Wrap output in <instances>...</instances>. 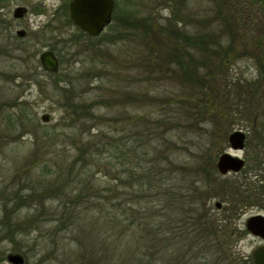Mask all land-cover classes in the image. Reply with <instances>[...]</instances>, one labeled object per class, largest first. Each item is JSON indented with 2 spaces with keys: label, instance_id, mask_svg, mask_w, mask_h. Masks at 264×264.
Here are the masks:
<instances>
[{
  "label": "rangeland",
  "instance_id": "obj_1",
  "mask_svg": "<svg viewBox=\"0 0 264 264\" xmlns=\"http://www.w3.org/2000/svg\"><path fill=\"white\" fill-rule=\"evenodd\" d=\"M70 1L0 0V264H14L7 259L13 253L23 255L22 264H74L80 253L75 240L77 232L67 221L60 223L64 204L58 187L71 190L78 176L88 181L86 185L80 183L84 199L88 200L93 192L87 188L93 187L102 191L98 204L106 203L107 184L112 177L138 161L141 117L154 120L163 114L167 116L166 123L161 122L164 126L156 130L153 139H168L169 146L175 143L171 147L178 154L176 162L193 166L190 170L199 176L195 184L198 191L206 192L210 212L226 224L224 238L235 240L231 248L240 256H251L262 240L246 231V220L257 213L264 214V195L257 193L264 181V75L260 77L263 65L258 59L264 55L260 48L264 18L261 0H188L182 3L181 12L174 13L168 2L160 0H115L110 25L114 26L117 12L121 33L109 25L92 41L80 34L76 25L67 22ZM175 1L177 6L180 0ZM19 6L27 11L16 17L14 11ZM177 18L179 27L192 34L196 31L198 42L202 41L199 35L204 30L208 34L212 31L215 48L211 53L203 48V43L196 48L195 40L190 44L177 36H168L169 42H177L173 49L175 57L170 62L156 59L157 53L142 35L148 27ZM19 30H24L25 35H18ZM72 40L76 42L73 47ZM155 46V51L160 52V44ZM44 50L54 51L60 59L58 73L43 69L39 55ZM189 53L194 55L190 68L197 64L201 78L217 66V86L212 95L203 98L208 114L197 116L198 109L193 107L191 115L182 119L184 127L171 129L169 119L175 111L185 110V103L189 105L185 102L182 106L179 100H185L194 91L187 88L189 68L184 70L177 63L187 54L190 58ZM223 53L229 61L218 64ZM104 65L107 71L102 80ZM131 84L134 99L113 98ZM117 87L119 90H115ZM82 99L94 102L91 114L95 117L78 118L77 101ZM43 114L49 116L48 122L41 119ZM239 129L249 132L244 153L246 166L222 174L217 170L218 158L225 151L235 154L229 135ZM81 130L85 131L82 135ZM99 130L107 135L101 140L107 153L95 151L84 161L78 160L77 142L87 140ZM127 141L130 148L135 145L134 157L118 160L114 154L110 159V144L119 142L122 148ZM170 150L169 147L165 153L173 156ZM107 168H111L112 176L106 177ZM78 169L91 175H76ZM159 177H164L161 183L166 188L179 186L182 190L194 178L186 172L175 175L170 171ZM241 184L243 188H238ZM120 187L121 208L135 205L138 198L134 188L128 189L127 180ZM34 188H48L51 192L35 193ZM244 191L252 194L251 203L239 204L235 214L230 208L237 204L231 201ZM180 218L174 221L177 223ZM102 224L99 221L96 228ZM233 228L238 232L233 233Z\"/></svg>",
  "mask_w": 264,
  "mask_h": 264
},
{
  "label": "trees",
  "instance_id": "obj_2",
  "mask_svg": "<svg viewBox=\"0 0 264 264\" xmlns=\"http://www.w3.org/2000/svg\"><path fill=\"white\" fill-rule=\"evenodd\" d=\"M160 1H163L162 3L168 2L174 13L175 10L181 12L183 10L182 3L185 4L188 0H180L177 6L175 5V0ZM167 7L169 8V6ZM66 16L67 22L73 23L69 17L68 10ZM116 16H119L117 12L114 16L115 20H113L114 26H110H112L113 30L121 33L119 30L121 24L118 23ZM177 21L172 20L168 23L163 22L154 27H148L149 30L142 35L151 44L153 52L157 53L156 59L158 61L160 57L164 62H170L175 57L173 54L176 51L173 52V49L177 42H169V39H166L168 36H177V39L179 38L182 42L190 44H193V40H195L196 48L197 45L203 43V48L208 52L215 48V46L213 47L214 34L211 30L209 34L204 30L202 36L199 35L202 41L198 42V36L195 35L196 31L193 34L189 33L187 30L179 27V18H177ZM133 31L136 30L133 29ZM80 34H83L87 40L92 41L94 39L87 36L84 32ZM116 38L119 37L117 36ZM75 43L72 40L70 46L73 47ZM156 44H160V52L155 51ZM93 51H97V49ZM98 51H101V49H98ZM210 53L209 55L211 56ZM226 55L223 53L218 64L229 61ZM193 56L189 53L190 58H188L187 54L185 58L183 57V60H177L182 69L186 70L189 68L187 70L189 74V85L187 88L194 91L193 93L189 92L185 100H179L182 106L185 102L189 103V105L185 103V110L175 111L169 119L171 129L184 127L181 125V122L185 117L191 115L190 111H192L193 107L198 109L197 116L202 117V115L208 114V110L203 107V98L206 95H212L217 86L216 82L218 80L215 79V76H217L215 71L217 66L215 69L214 67L210 68V73L208 75L205 73V76L201 78L197 74V69H199L197 64L196 67L194 66V69L190 68ZM195 69L196 73L194 72ZM101 71L100 77L103 80L107 66ZM170 71L168 70L169 73ZM231 83L235 86L234 80ZM133 86V84L131 86L125 85L119 91L120 95L113 96V98L115 100L119 98L121 100L123 98L134 99ZM115 90H119V88L117 87ZM139 93H137V98L139 97ZM93 103L84 99L77 101L76 113L78 118L88 119L90 116L95 117L91 114V112H94ZM188 118L192 120V117ZM166 120L167 116L165 114L154 120L147 118V116L141 117L140 121L143 128L139 130L140 144L139 150L136 151L138 161L136 165L131 168H124L112 177V181H109V185L107 184L106 201H104L106 203L103 205L101 203L98 204V198H101L102 191L95 190L93 187L92 189L86 187L87 191L93 192L88 195V200L83 198L85 192L80 183L86 185L88 181L80 180L78 176V181H75V185L71 190L63 186L58 187L60 191L59 197L64 204L62 205L64 207H61L60 223L67 221L68 225L75 228L77 232L75 240L80 253L74 260L75 262L73 261L74 264H253L250 255L240 256V253L231 248L232 243L235 245V240L231 241L233 240L232 237L229 239L224 238L226 224H223L210 212L206 200L207 196L205 197L207 195L206 192L198 191L199 187L195 184H197L199 176H195L194 172L190 170L193 166L185 167L183 163L176 162L178 154L175 155V150L171 147L175 143H170L171 146H169L168 139L160 140L159 138L158 142L153 139V135L157 134L156 130L164 126L161 122L166 123ZM194 121L196 120L194 119ZM84 132V130H81L79 134L82 135ZM103 135L104 133L99 130L87 140H79L76 144L77 148L76 145H73L79 154L78 160H83L90 155H94L95 151L100 154L107 153L106 148H104L106 144L103 142L105 145H101V140L107 137V135ZM110 145H112V150H109L111 153H109L110 159L114 154L118 160H121L123 156L127 160L134 157L133 151L135 150V145L132 144V148H130L128 141L123 143L122 148L119 142ZM93 147L95 149H92ZM169 147L171 148L170 152H173V156L165 153V150H168ZM130 162L134 163L133 160ZM110 164L111 160H109ZM159 165H161L160 168ZM110 167L114 168L112 165ZM80 168L82 170L83 167ZM111 168H107L106 177L112 176L113 173L110 172ZM169 171L175 175H181L186 172L190 178L195 177L192 179V184L188 182V186L183 188V190L179 186L168 189L164 183H161L164 177H159V175H165ZM60 172L62 174L63 171L60 170ZM86 172V170L80 171L78 169L76 175L86 174L88 178L91 174ZM123 176L126 178H123ZM126 180L129 183L128 189L134 188V195L138 198V202H133L135 205L129 208L126 206L121 208L120 184ZM136 186L137 188L135 189ZM243 186V184L241 186L238 185V188H243ZM233 189L235 190V188ZM34 190L35 193L39 192L40 194L51 192L48 188H42V190L34 188ZM257 191L259 195H264V186L260 185ZM129 194L131 199L132 194ZM233 194L238 195L235 191ZM251 197V193H245L244 191L236 200L231 201L232 204H237L230 208L231 211L237 214L241 207L239 204H250ZM152 198L156 200H152ZM153 202L155 203L153 204ZM83 203L87 204L83 206ZM174 214L177 215L175 216ZM180 217H183V221ZM178 218L180 220L176 223L174 220ZM99 221H102V227L96 228L99 225ZM232 230L233 233L238 232L236 228Z\"/></svg>",
  "mask_w": 264,
  "mask_h": 264
},
{
  "label": "water",
  "instance_id": "obj_3",
  "mask_svg": "<svg viewBox=\"0 0 264 264\" xmlns=\"http://www.w3.org/2000/svg\"><path fill=\"white\" fill-rule=\"evenodd\" d=\"M115 8L114 0H72L69 10L73 22L90 36L100 35L112 20V13ZM27 11V8L19 6L14 11V16L20 17ZM18 35H25L24 30H19ZM43 68L50 72L59 70V59L52 50H44L40 56ZM43 121H48L47 114L42 116ZM229 143L233 149H242L245 144V133L242 130H235L229 135ZM217 167L222 174L229 171H240L244 167V160L230 152H224L219 156ZM218 205H220L218 203ZM246 228L256 237L262 239L251 252L253 264H264V214L258 213L246 220ZM8 260L14 264H22L23 256L10 254Z\"/></svg>",
  "mask_w": 264,
  "mask_h": 264
},
{
  "label": "flooded vegetation",
  "instance_id": "obj_4",
  "mask_svg": "<svg viewBox=\"0 0 264 264\" xmlns=\"http://www.w3.org/2000/svg\"><path fill=\"white\" fill-rule=\"evenodd\" d=\"M260 7H262V8H264V0H261V3H260ZM251 23H252V18H251V16H250V21H249V24L251 25ZM261 31H262V37H263V43H261V45H260V48H262L263 50H264V18H263V20H262V26H261ZM250 48V47H249ZM264 54V53H263ZM262 54V55H263ZM250 59H254V57H251ZM259 59V62L263 65V73H261L260 74V77L261 78H263V75H264V55L263 56H261V57H259L258 58ZM264 107V106H263ZM263 110H264V108H263ZM244 131V133H245V144H244V147L242 148V149H239V150H235V151H233L235 154L234 155H237V156H239V157H241L243 160H244V167L243 168H245V166H246V163H247V156H246V154H244L245 153V149H246V146L248 145V142H247V139H248V131L247 130H243ZM264 144V143H263ZM264 147V146H263ZM242 153V154H241ZM242 168V169H243ZM241 169V170H242ZM255 170H257V168H254ZM263 186H264V182H263Z\"/></svg>",
  "mask_w": 264,
  "mask_h": 264
}]
</instances>
